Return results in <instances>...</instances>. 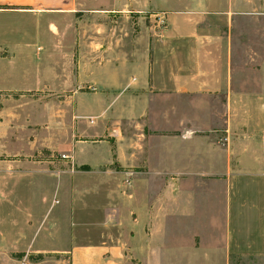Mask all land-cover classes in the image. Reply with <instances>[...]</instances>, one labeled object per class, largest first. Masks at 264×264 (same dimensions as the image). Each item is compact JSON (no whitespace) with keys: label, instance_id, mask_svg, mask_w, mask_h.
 <instances>
[{"label":"rangeland","instance_id":"rangeland-1","mask_svg":"<svg viewBox=\"0 0 264 264\" xmlns=\"http://www.w3.org/2000/svg\"><path fill=\"white\" fill-rule=\"evenodd\" d=\"M122 2L87 0L88 14L81 18L48 15L34 22L45 32L86 27L96 45L110 44L114 34L99 37L94 31L111 30L117 21L111 16L118 15ZM164 2L150 0L148 10L135 5V11H124L158 22L155 15ZM232 2L238 12L261 15L240 19L239 29H264V0ZM122 20L120 29L129 28ZM24 23L0 19L1 39L15 40L18 31L26 28ZM66 38L56 37L61 41L57 44ZM42 40L38 53L42 48L45 52L34 63L36 68L27 66L23 58L16 64H0L1 85H37L19 92L0 91V128L5 130L0 132V141L7 148L0 160L48 177L44 179L47 200L35 209L39 219L48 211L53 220L54 244H40L43 253L38 256L22 259L14 254L0 259V264H68V256L60 252L71 245L58 237L68 231L76 236L97 233L93 227L83 231L67 224L68 218L81 223L78 216L86 209L93 224L105 225L108 234L125 242L129 251L124 264H264V175L245 178L240 174L244 166L236 158L229 162L224 101L210 99L200 122L196 101L189 95L130 101L118 88L115 99L103 98L91 78L93 68L87 71L86 83L79 86L76 69L68 62L70 54L62 49L48 54L49 39L44 36ZM254 53H234L235 71L250 68L264 57V50ZM198 122L214 132L207 133ZM205 135L214 143L211 158L197 155L199 151L206 154L205 145L198 141ZM11 146L19 150L9 153ZM20 196L27 204V191ZM68 205L74 213H68ZM8 214L18 222L31 220L30 213L21 216L8 210ZM1 230L9 237L17 235L9 227ZM47 233L41 229L40 236H45L41 241H47Z\"/></svg>","mask_w":264,"mask_h":264},{"label":"crops","instance_id":"crops-1","mask_svg":"<svg viewBox=\"0 0 264 264\" xmlns=\"http://www.w3.org/2000/svg\"><path fill=\"white\" fill-rule=\"evenodd\" d=\"M86 3L87 0H0V19H21L26 25L18 31L20 40L1 39L0 34V64H16L19 58H23L27 66L36 68L34 63L45 52L42 48L38 53V47L42 45V38L47 36L48 54L60 49L70 54L68 62L76 69L79 86L86 83L87 71L95 70L91 78L103 98L115 99L114 91L118 88L124 90L130 101L148 102L155 96L170 100L189 95L196 101L194 106L200 122L208 109V101L218 98L224 101L223 132L228 141L229 162L236 158L237 163L244 166L240 174L245 178L264 175V57L258 58L250 68L235 71L233 66L234 53L256 54L264 50V29H239L237 24L240 19H257L260 14L238 12L232 7L236 4L232 0H165L158 8L160 14L155 15L159 17L157 22L154 17L135 13L131 17L126 15L131 13L124 11H135V5H142L138 10H148L150 0H124L117 9L118 15L111 16L117 20L111 30L94 31L99 37L114 34L110 44L96 45V41L88 38L91 36L86 27L55 32L37 28L35 22L44 16L74 20L77 16L87 15ZM122 19L128 22L129 28L120 29ZM61 36L68 39L59 45L60 40L56 41V37ZM65 43L69 48L64 50ZM51 58L50 55L49 60ZM120 76L123 79L119 80ZM36 86L0 84V91L19 92ZM201 126L207 133L214 132L207 124L200 123ZM4 131L0 128V132ZM198 141L205 145L203 151L206 154L199 151L197 155L208 158L213 151V140L205 135ZM17 150V147L8 148L9 153ZM6 152L5 144L0 141V154ZM7 163L0 160V213L5 209L0 217V259H10L14 254H19L22 259L38 256L43 253L39 251L40 244H54L53 220L47 216L48 211L44 214L46 218L39 219L35 209L38 204L42 205L41 201L47 200L44 179L48 180V177L23 171L20 164ZM25 191L29 194L27 204L20 196ZM66 208L68 213H74L70 205ZM8 210L21 216L30 213L31 220L18 222L9 216ZM81 211L78 216L81 223L68 218L67 224L82 227L83 231L93 227L97 233L94 237L86 233L76 236L68 231L58 237L62 243L71 245L60 252L68 256V264H124L126 251H129L125 242L120 236L108 234L105 225L93 224L88 209ZM2 227L16 230V237H9ZM41 229L49 232L47 241H41L45 239L44 235L40 236Z\"/></svg>","mask_w":264,"mask_h":264},{"label":"built area","instance_id":"built-area-1","mask_svg":"<svg viewBox=\"0 0 264 264\" xmlns=\"http://www.w3.org/2000/svg\"><path fill=\"white\" fill-rule=\"evenodd\" d=\"M64 157H66V156H64Z\"/></svg>","mask_w":264,"mask_h":264}]
</instances>
